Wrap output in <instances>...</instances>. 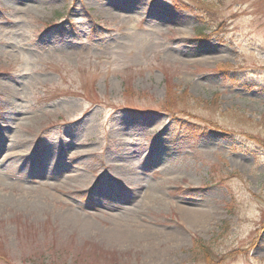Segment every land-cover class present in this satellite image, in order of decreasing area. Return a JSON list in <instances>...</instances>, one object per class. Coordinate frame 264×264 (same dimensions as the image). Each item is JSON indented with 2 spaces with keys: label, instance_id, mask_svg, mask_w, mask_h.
Returning a JSON list of instances; mask_svg holds the SVG:
<instances>
[{
  "label": "rangeland",
  "instance_id": "rangeland-1",
  "mask_svg": "<svg viewBox=\"0 0 264 264\" xmlns=\"http://www.w3.org/2000/svg\"><path fill=\"white\" fill-rule=\"evenodd\" d=\"M0 264H264V0H0Z\"/></svg>",
  "mask_w": 264,
  "mask_h": 264
},
{
  "label": "trees",
  "instance_id": "trees-1",
  "mask_svg": "<svg viewBox=\"0 0 264 264\" xmlns=\"http://www.w3.org/2000/svg\"><path fill=\"white\" fill-rule=\"evenodd\" d=\"M180 101H181V97H178L177 94H168L167 100L164 101L163 104L160 106L159 111L167 113V114H171V115L175 114L179 111V109L183 108V107H180ZM178 113H181V111H179ZM232 116L237 121H239L237 118H242L238 114H234ZM199 253H201V255H199V256H203L205 258L204 259L205 261L206 260L209 261L208 254H207L206 250L201 249V250H199Z\"/></svg>",
  "mask_w": 264,
  "mask_h": 264
},
{
  "label": "bare ground",
  "instance_id": "bare-ground-1",
  "mask_svg": "<svg viewBox=\"0 0 264 264\" xmlns=\"http://www.w3.org/2000/svg\"><path fill=\"white\" fill-rule=\"evenodd\" d=\"M185 213H186V217L188 218V220L193 221L192 223L201 224L205 222L206 215L201 210H198V209H194L191 211L187 210ZM72 215H73L72 213L71 215H66L65 220L70 221V219L74 218Z\"/></svg>",
  "mask_w": 264,
  "mask_h": 264
}]
</instances>
